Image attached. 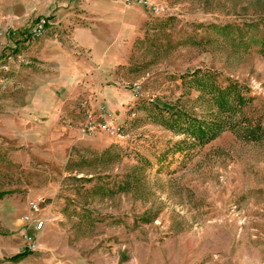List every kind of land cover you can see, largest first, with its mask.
Masks as SVG:
<instances>
[{"label":"rangeland","instance_id":"obj_1","mask_svg":"<svg viewBox=\"0 0 264 264\" xmlns=\"http://www.w3.org/2000/svg\"><path fill=\"white\" fill-rule=\"evenodd\" d=\"M123 1L140 24L100 83L105 98L97 106L89 98L71 101L51 141L30 144V96L40 85L32 51L54 39L84 56L68 35L85 21L53 14L58 0H0L10 21L2 46L10 30L31 31L39 16L53 21L18 54L1 58L0 48V192H11L19 211L24 200L43 196L45 216L63 219L52 221L55 235L36 241L32 256L21 263L4 256L0 264H264V137L248 142L228 130L200 146L165 127L152 106L208 116L182 76L211 71L253 99L234 121L249 118L264 128V0H151L165 6L162 13ZM72 10L84 12L76 3ZM100 106L123 126L124 140L81 135L86 110Z\"/></svg>","mask_w":264,"mask_h":264},{"label":"crops","instance_id":"obj_2","mask_svg":"<svg viewBox=\"0 0 264 264\" xmlns=\"http://www.w3.org/2000/svg\"><path fill=\"white\" fill-rule=\"evenodd\" d=\"M77 2L58 0L53 14H58L63 19L78 16L85 21L68 35L69 42L85 55H74L70 47L54 39H47L39 44L40 48L36 47V51H32L33 57H37L40 62V71L35 75V80L40 85L38 91L30 96V144L51 141L52 131L56 129L71 101L83 97L89 98L94 106L102 102L106 92L101 89L100 83L104 82L115 65L120 64L119 61L130 43L126 42L125 38L140 24V20L132 17V13L136 11L126 6L123 0H79L80 4ZM75 3L80 5L84 12L76 13L72 10ZM69 4L71 9L62 8ZM36 8L39 13H46L47 9L42 5ZM7 22L10 21L3 19L0 14V27H4ZM21 23L22 21H15V28L23 27ZM2 39L0 48L4 50L7 43L2 46ZM27 50L30 55V46ZM113 108L117 110L115 106ZM51 190V187H46L42 189V193L48 194ZM3 192H6V195L0 202L6 201V207L0 204V258L5 256L10 259L20 253L23 247L22 237L26 232L34 234L38 243L55 235L53 232L57 225L52 221L46 224L42 232H36L32 225L24 224V217L29 213V201L24 200L19 211L7 198L11 192L0 193ZM31 192L30 190V196ZM54 215L63 221L61 213Z\"/></svg>","mask_w":264,"mask_h":264},{"label":"trees","instance_id":"obj_3","mask_svg":"<svg viewBox=\"0 0 264 264\" xmlns=\"http://www.w3.org/2000/svg\"><path fill=\"white\" fill-rule=\"evenodd\" d=\"M29 38L30 31L28 28L10 30L6 38L7 46L4 49L2 58L18 54L21 49L27 47ZM182 80H188L191 88L199 93L197 101L204 100L205 104L208 105L209 115L199 116L196 112L185 110L182 107L172 110L164 109L153 103L152 106L158 111L165 127L189 134L200 146L208 145L228 130L240 131L245 141L248 142H257L264 137V128L261 121L255 122L249 118H244L238 122L234 121L238 116L244 114L245 109L253 102L251 97L245 96L244 86L234 81L222 85L215 72L200 69L183 75ZM124 189L122 186H118L119 191ZM5 195L6 192L0 193V199ZM32 255L33 252L23 249L20 253L11 257L9 261L20 263Z\"/></svg>","mask_w":264,"mask_h":264},{"label":"built area","instance_id":"obj_4","mask_svg":"<svg viewBox=\"0 0 264 264\" xmlns=\"http://www.w3.org/2000/svg\"><path fill=\"white\" fill-rule=\"evenodd\" d=\"M132 1L139 5L148 8L153 13L165 12L163 4H156L151 0H126ZM53 21L47 16H39L36 19L33 29L30 31V42H34L39 37L43 36L47 29L51 27ZM6 30L0 27V37L4 36ZM80 133L86 137L108 136L118 142L124 140L123 126L117 123L113 115L106 109L105 106H100L97 109H88L85 112V120L81 125ZM46 199L39 196L31 199L28 202L29 213L24 217V222L32 225L36 232H42L49 221H54L53 218L45 216ZM25 244L24 249L30 252L37 251L36 236L29 232L24 234Z\"/></svg>","mask_w":264,"mask_h":264}]
</instances>
